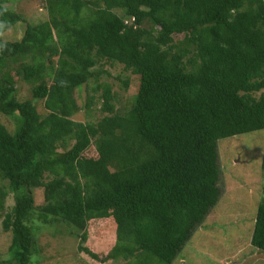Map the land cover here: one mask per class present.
I'll return each mask as SVG.
<instances>
[{
  "label": "trees",
  "instance_id": "1",
  "mask_svg": "<svg viewBox=\"0 0 264 264\" xmlns=\"http://www.w3.org/2000/svg\"><path fill=\"white\" fill-rule=\"evenodd\" d=\"M6 1L0 114L14 127L0 122V215L11 260L28 263L40 220L72 226L92 264H173L219 199L217 140L264 129V0H41L46 17L13 36L3 33L24 20ZM104 64H121V108ZM93 107L101 116L85 119ZM259 159L253 196L264 193V136ZM262 194L249 239L260 252ZM89 237L112 244L95 251Z\"/></svg>",
  "mask_w": 264,
  "mask_h": 264
},
{
  "label": "rangeland",
  "instance_id": "2",
  "mask_svg": "<svg viewBox=\"0 0 264 264\" xmlns=\"http://www.w3.org/2000/svg\"><path fill=\"white\" fill-rule=\"evenodd\" d=\"M4 5L20 13L24 21L14 23L3 34L10 33L13 36L16 33L12 31L21 30L26 23H35L46 17V10L41 0H7ZM96 68L109 73V75L101 73L99 79L112 82V89L117 96V101L114 102L115 107L121 108L131 95L129 91L119 87L120 83L114 79V76L122 73L121 64L96 65ZM123 73L127 74V72ZM20 90L18 94L16 93L19 100L28 97L23 85ZM75 93L74 97L79 103V99L83 98V91L80 92L81 97L76 91ZM99 105L100 103L97 102L95 107ZM101 113L93 107L90 116H86L85 119L95 121ZM74 116L84 121L81 112ZM0 122L9 131L14 127L13 120L2 114H0ZM263 136L264 129H258L217 140V164L220 172L216 184L219 199L205 216L203 227L194 235L192 234L191 243L183 246L173 264H183L184 261L185 264H264V252L256 250L249 243L255 202L262 194L260 192L259 195L253 196V192L258 193L262 190L259 185L258 165ZM32 196L35 205L42 203L40 188H32ZM263 196L264 193L261 197ZM11 203L12 194L8 193L4 205L7 207ZM1 219L0 215V260L5 264H14L7 252L10 232L1 229ZM39 221L33 220L29 224L35 244L32 245L27 264H92L84 252L77 250V245L82 243H78L72 226L65 223L40 224ZM88 239L94 250L99 252L106 253L112 244L103 243L93 237ZM123 262L124 259L119 256L115 260L100 264H122Z\"/></svg>",
  "mask_w": 264,
  "mask_h": 264
}]
</instances>
